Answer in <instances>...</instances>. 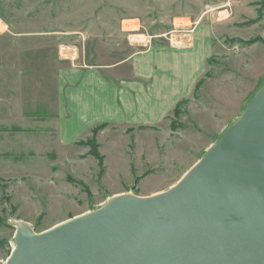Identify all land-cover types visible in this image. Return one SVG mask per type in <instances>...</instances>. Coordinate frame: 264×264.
I'll return each mask as SVG.
<instances>
[{"label": "rangeland", "instance_id": "rangeland-1", "mask_svg": "<svg viewBox=\"0 0 264 264\" xmlns=\"http://www.w3.org/2000/svg\"><path fill=\"white\" fill-rule=\"evenodd\" d=\"M222 1L200 3L212 4L217 21L211 50L189 94L162 120L101 122L67 146L52 147L45 134L51 152L44 153L30 117L56 126L51 101L61 51L87 65L119 62L150 42H176L191 23L172 22L178 12L185 16L175 0H0V264L15 246L10 219L39 234L115 197L168 192L235 123L264 83V0ZM190 61L178 69L182 85L202 68V56ZM25 128L33 131L22 134Z\"/></svg>", "mask_w": 264, "mask_h": 264}, {"label": "water", "instance_id": "water-1", "mask_svg": "<svg viewBox=\"0 0 264 264\" xmlns=\"http://www.w3.org/2000/svg\"><path fill=\"white\" fill-rule=\"evenodd\" d=\"M7 264H264V83L174 190L21 226Z\"/></svg>", "mask_w": 264, "mask_h": 264}, {"label": "crops", "instance_id": "crops-1", "mask_svg": "<svg viewBox=\"0 0 264 264\" xmlns=\"http://www.w3.org/2000/svg\"><path fill=\"white\" fill-rule=\"evenodd\" d=\"M202 1L205 0H175L178 2L175 7L178 11H184L185 16L178 12L176 16H172V22L183 18L189 19L191 23L183 34L177 35L176 42L170 38L165 39L168 42L157 40L130 54L125 60L92 65L81 63L78 55L68 59L62 58L68 53L65 49L61 51L55 79L58 93L55 95L56 99L51 101L52 109H56L57 120L51 115L56 120V126L43 125L44 115L30 117L38 121L35 129L41 137L37 151L51 152L48 146L45 148L47 145L45 140H48L52 147L56 144L59 146L73 144L87 133L89 128L101 122L153 125L159 119L162 120L177 100L189 94L210 53L211 33L217 21L211 14L212 4L201 8ZM225 11L227 10L220 12ZM189 15L196 19L192 21ZM122 30H125L123 26ZM201 56V63L203 62L201 70L194 68L187 84L182 85L178 69L183 68L185 58L188 57L191 60L188 65H192L195 61L199 63ZM124 66L126 75L122 76V73H119ZM113 74L119 75L112 76ZM182 87L185 89L181 90ZM167 89L172 91L170 96L165 93ZM155 109L165 110L157 112ZM151 110L152 114L153 112L157 114L152 119L149 115ZM25 131L32 132L33 129L25 128L21 133L25 134L23 133ZM45 134L48 138L44 140ZM56 135V141L50 139Z\"/></svg>", "mask_w": 264, "mask_h": 264}, {"label": "bare ground", "instance_id": "bare-ground-1", "mask_svg": "<svg viewBox=\"0 0 264 264\" xmlns=\"http://www.w3.org/2000/svg\"><path fill=\"white\" fill-rule=\"evenodd\" d=\"M132 38H130V41H132V42H134V40L136 39L137 40V38L139 39V38H142V37H139V36H131ZM138 41V40H137ZM143 46V45H142ZM248 104L249 103H247V105H246V107L248 106ZM246 107H245V109L243 110V112L240 114V116L235 120V122L241 117V115L244 113V111L246 110ZM234 124V123H233ZM233 124H231V125H233ZM224 134V133H223ZM220 139V138H219ZM216 144V143H215ZM215 144H213L212 145V147L211 148H213L214 147V145ZM210 148V149H211ZM204 157V156H203ZM202 157V158H203ZM201 158V159H202ZM200 159V160H201ZM191 170V169H190ZM190 170H188L186 173H185V175L177 182V185H175L174 187H172L169 191H171V190H174L176 187H178L181 183H182V181L185 179V177L188 175V173L190 172ZM126 197H134L133 195H126ZM114 199H116V197L115 198H112V199H110L104 206H103V208H100L99 210H97L98 212H100V211H103V210H105V209H107L109 206H110V204L114 201ZM90 213H92V212H90ZM21 226H23L21 223H17V225H16V229H18V228H20ZM55 227V226H54Z\"/></svg>", "mask_w": 264, "mask_h": 264}, {"label": "trees", "instance_id": "trees-1", "mask_svg": "<svg viewBox=\"0 0 264 264\" xmlns=\"http://www.w3.org/2000/svg\"><path fill=\"white\" fill-rule=\"evenodd\" d=\"M15 130H19V129H15Z\"/></svg>", "mask_w": 264, "mask_h": 264}]
</instances>
